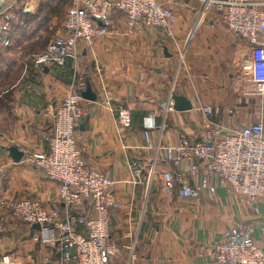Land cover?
Returning a JSON list of instances; mask_svg holds the SVG:
<instances>
[{
  "label": "crops",
  "instance_id": "0c3cea01",
  "mask_svg": "<svg viewBox=\"0 0 264 264\" xmlns=\"http://www.w3.org/2000/svg\"><path fill=\"white\" fill-rule=\"evenodd\" d=\"M14 1L10 26L11 35L20 31L24 35H18L23 42L14 51L22 73L7 105L0 106L1 196L10 202L28 196L65 214L58 182L29 165L27 158L48 152L56 107L73 84H82V94L90 82L98 99H83L79 145L86 162L114 182L120 208L111 229L118 239L128 230L133 232L136 264H213L216 244L235 226L252 231L264 246L260 215L239 204L225 187L218 186L216 197L206 191L201 198H171L160 189L168 171L181 170L192 186L203 176L202 172L192 175L187 163L178 166L166 160V147L177 144L182 132L191 136L204 132L207 124L199 107L215 108L214 122L232 130L264 123V96L254 93L257 88L246 77L248 61L262 51L251 50L230 32L220 14H198L201 0H160L179 14L175 39L165 40L141 26L129 32L125 16L115 14L109 34L84 50L77 62L68 59L63 66L46 67L43 74H36L31 60L35 53L25 48L51 31L61 33L60 17L50 11L61 0H5L3 7ZM69 4L62 1V8ZM6 48L0 44V51ZM175 93L189 99L194 108L168 110ZM120 106L132 110L129 128L118 121ZM147 131L152 148L147 146ZM14 145L24 152L18 163L9 154ZM136 162L140 173L133 169ZM37 231L14 218L10 208L0 211V264L3 256H9L11 264H74L62 260L58 247L36 240Z\"/></svg>",
  "mask_w": 264,
  "mask_h": 264
},
{
  "label": "built area",
  "instance_id": "2783aa9c",
  "mask_svg": "<svg viewBox=\"0 0 264 264\" xmlns=\"http://www.w3.org/2000/svg\"><path fill=\"white\" fill-rule=\"evenodd\" d=\"M198 14L214 11L221 15L230 32L237 35L251 50L262 51L248 61L247 75L264 96V0H201ZM17 1L0 9V44L12 43L11 20ZM123 14L129 32L139 26L161 35L165 40L176 38L179 14L160 0H74L62 25L46 49L31 56L43 74L46 67L63 66L68 59L78 61L84 50L92 49L110 31L112 17ZM103 22V25L99 24ZM79 85L73 84L54 113L52 134L48 138L47 153L27 158L29 165L38 167L59 184V200L67 209H48L28 196L8 201L0 195V211L10 208L14 218L29 227L40 225L35 239L40 243L58 247L62 260L74 264H136L134 234L128 230L120 239L115 238L111 222L120 203L114 191V182L104 172L90 166L78 141L79 122L84 118L83 98ZM174 110L173 104L167 106ZM206 122L200 136L181 133L177 144L166 147V160L176 165L187 163L189 172H202L200 182L194 186L181 170L165 172L161 192L168 197L201 198L207 191L216 197L218 186L225 187L241 205H247L260 215L264 224V123L254 122L237 130L217 125L213 118L217 110L199 107ZM234 115L235 111L230 110ZM118 121L124 128L132 123V110L118 108ZM147 146L152 148L149 131ZM1 169V167H0ZM136 173L141 172L134 163ZM218 183H213V180ZM264 235V228L262 229ZM128 255L126 256V252ZM213 264H264V246L255 240L252 231L235 226L224 232L221 242L214 248ZM1 264H11L3 256Z\"/></svg>",
  "mask_w": 264,
  "mask_h": 264
},
{
  "label": "trees",
  "instance_id": "16d2710c",
  "mask_svg": "<svg viewBox=\"0 0 264 264\" xmlns=\"http://www.w3.org/2000/svg\"><path fill=\"white\" fill-rule=\"evenodd\" d=\"M62 1L68 4L70 3L66 10L62 8ZM73 1L74 0L56 1L55 5L51 6V14H57L60 17L59 24L57 26L64 23L67 13L73 6ZM38 17L36 16L37 19H39ZM40 22H42V20ZM45 28H47V25ZM55 32L56 30L49 32L44 39L28 45L25 50L29 53L35 54L43 52L50 43ZM18 35L24 37L21 31L19 33H14L11 35L12 43L5 51H0V106L7 105L8 100L11 99V94L17 80L20 78L22 73V66L18 65V62L14 57L15 49L23 42V37L19 38Z\"/></svg>",
  "mask_w": 264,
  "mask_h": 264
},
{
  "label": "water",
  "instance_id": "95a60500",
  "mask_svg": "<svg viewBox=\"0 0 264 264\" xmlns=\"http://www.w3.org/2000/svg\"><path fill=\"white\" fill-rule=\"evenodd\" d=\"M4 4H5V0L3 1L0 0V8L3 7ZM99 24L103 25V22L99 21ZM165 52L167 53L168 50L166 49ZM81 96L83 99L89 101H96L98 99L97 94L93 91L90 82L87 83V88L82 92ZM172 99L174 101L173 109L176 111L185 112V111H190L194 108L192 102L183 95H178L175 93L173 94ZM86 120L88 121V117ZM85 126H86V122L82 124L81 126L82 130H85ZM9 154L10 157L13 159V161L16 163L20 162L24 156V152L20 151L19 148L15 145L9 148ZM33 228L39 230L40 225L35 224Z\"/></svg>",
  "mask_w": 264,
  "mask_h": 264
},
{
  "label": "rangeland",
  "instance_id": "374dc122",
  "mask_svg": "<svg viewBox=\"0 0 264 264\" xmlns=\"http://www.w3.org/2000/svg\"><path fill=\"white\" fill-rule=\"evenodd\" d=\"M225 35H226V37H227V38H231V37L229 36V34H226V33H225ZM31 56H32V55H31ZM27 62H28V61H27ZM246 77H247V78H249V76H248V75H247ZM250 81H251V80H250ZM248 84L251 86V88H252V87H254V88H253V90L255 89V86H253V85H252V84H250V83H248ZM253 90H252V91H253ZM255 91H256V90H254V93H256V94H257V92H255ZM261 103H262V102H261ZM259 104H260V103H259ZM262 106H263V105H262Z\"/></svg>",
  "mask_w": 264,
  "mask_h": 264
}]
</instances>
